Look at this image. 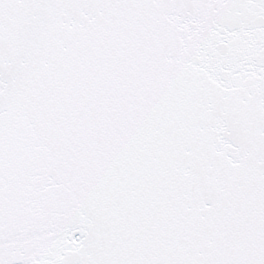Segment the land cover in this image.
I'll return each mask as SVG.
<instances>
[{
	"label": "snow or ice",
	"instance_id": "snow-or-ice-1",
	"mask_svg": "<svg viewBox=\"0 0 264 264\" xmlns=\"http://www.w3.org/2000/svg\"><path fill=\"white\" fill-rule=\"evenodd\" d=\"M0 264H264V0H0Z\"/></svg>",
	"mask_w": 264,
	"mask_h": 264
}]
</instances>
